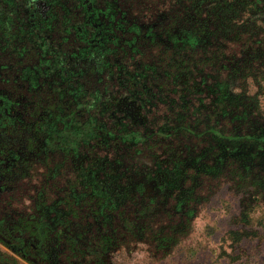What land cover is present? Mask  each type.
<instances>
[{
	"label": "rangeland",
	"instance_id": "1",
	"mask_svg": "<svg viewBox=\"0 0 264 264\" xmlns=\"http://www.w3.org/2000/svg\"><path fill=\"white\" fill-rule=\"evenodd\" d=\"M115 3L143 123L100 149L90 98L0 70V264H264V0Z\"/></svg>",
	"mask_w": 264,
	"mask_h": 264
},
{
	"label": "flooded vegetation",
	"instance_id": "2",
	"mask_svg": "<svg viewBox=\"0 0 264 264\" xmlns=\"http://www.w3.org/2000/svg\"><path fill=\"white\" fill-rule=\"evenodd\" d=\"M115 1L0 0V19L4 23L0 25V70H12L15 82L18 83L20 79L25 81L29 90L45 85L49 92L56 93L65 102L71 100L78 104L80 97L90 98L88 102L92 104L89 106L94 110L92 114L101 120L97 125L100 130L91 133V137L98 134V141H93L98 149L102 132L106 131V138L114 137L113 128L118 123L124 125L127 118L143 123L139 118L144 112V106L140 103L141 93L130 85L134 84L132 75H129L127 66H122L120 60V57L128 56V44H132V41L122 38L132 33L133 27L129 28L126 23L125 13L117 11ZM25 57H35L34 65L14 64L15 58L19 62ZM12 78H8V81ZM87 79L93 80V92L83 91L89 88L85 85V82H89ZM112 83L116 87L112 88ZM102 84L108 86V91H102ZM117 86L125 88V93L116 92ZM5 96L3 99L6 103L15 100L29 102L22 99L23 96L20 99H9V96L5 99ZM105 113L114 119L109 129L102 121ZM116 114L121 117L116 119ZM34 118V122L39 119L38 113H35ZM85 122L81 125H86ZM47 127H50L46 128L48 133H53L51 140L57 141L60 146L63 144L65 150L72 148L67 139L69 133L76 134V137L84 135L66 129L64 132H54L55 127ZM47 143L51 144V149H55L52 141ZM18 154L21 155L20 152ZM83 158L89 156L84 154ZM21 159L22 156L13 158L15 161ZM33 248L36 249V246L33 245Z\"/></svg>",
	"mask_w": 264,
	"mask_h": 264
},
{
	"label": "trees",
	"instance_id": "3",
	"mask_svg": "<svg viewBox=\"0 0 264 264\" xmlns=\"http://www.w3.org/2000/svg\"><path fill=\"white\" fill-rule=\"evenodd\" d=\"M0 21L2 22V24L0 23V25L3 26V24H4L3 21L1 19H0Z\"/></svg>",
	"mask_w": 264,
	"mask_h": 264
}]
</instances>
